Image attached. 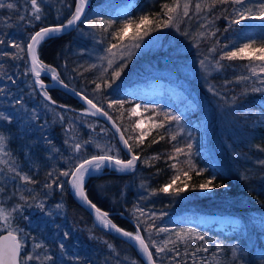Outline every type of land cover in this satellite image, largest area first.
Instances as JSON below:
<instances>
[{"label": "trees", "instance_id": "16d2710c", "mask_svg": "<svg viewBox=\"0 0 264 264\" xmlns=\"http://www.w3.org/2000/svg\"><path fill=\"white\" fill-rule=\"evenodd\" d=\"M3 2L15 3L17 7L0 9V39L5 40L0 51L14 53L17 50L9 46V41L26 46L30 35L41 27L66 22L75 10L76 0H42L40 21L32 19L31 6L26 0ZM212 2L191 0V7L196 3L202 5L199 21L194 14L181 17L177 20L178 34H171V26H153L139 41L141 49L136 48L132 54L136 43L130 39L133 30L129 29L122 42L113 39L112 33L126 21H135L142 15L165 19L161 15L162 5L171 4L172 0H89L83 22L70 32L46 39L38 47L40 59L55 67L65 84L108 112L126 139L139 136L141 131L150 133L143 145L137 146L129 140L141 157L133 171L104 168L102 173L88 178L85 190L89 199L102 212H107L118 227L135 233L139 225L155 264H264V163H261L264 161V91H252L264 89L261 83L264 73L257 69V75H253L246 59L220 60L223 51L233 47L245 43L257 48L264 45V20L245 19L231 24L237 18L233 9L239 6L231 3L211 6ZM259 2L248 0L247 6ZM121 7L124 9L120 12ZM88 20L97 21L96 27H88ZM213 32L215 35L210 34ZM153 40L159 44L142 49L141 46ZM111 44L118 46L110 53L107 49ZM193 47L198 48L197 52L190 50ZM213 47L217 50L210 53ZM201 56L210 61L212 72L208 79L213 97H220L228 108L223 114L214 109L215 115H221L223 126L221 149L215 156L208 148V138H204L198 127L205 117V106L201 101L194 103L191 97L196 92L199 100H204L201 92L196 88L188 89L189 93L180 89L175 86L176 78L148 75L158 67L178 71L180 64ZM108 60L113 61L111 67ZM217 60L223 65L219 71L214 67ZM122 64L127 66L113 82L112 73ZM259 64L256 61L254 66ZM0 65V88L4 89L0 93V112L11 114L10 122L0 120V134L7 137L5 151L11 153V157H2L9 164H0V207L11 211L21 206L12 213V227L18 230L16 234L25 245L21 258L39 257L27 264H146L136 247L95 226L90 213L72 193L67 183L70 177L59 176L79 161L103 154L102 149L112 148L110 154L128 159L113 131L100 117L85 112L88 108L84 104L59 89H48L57 102L55 105L45 101L41 90L38 87L34 90L32 75L24 74L25 60L0 56ZM238 77L248 79L238 80ZM154 78L158 80L148 82ZM96 84L101 85L100 89H96ZM192 84L193 81L188 86ZM198 89L203 91L201 86ZM114 100L124 103L109 108V102ZM136 105H140L139 115H129L128 110ZM166 113L180 116L179 123L167 119ZM141 118L147 120V125L134 128ZM161 123L164 127L154 126ZM69 128L71 132L66 131ZM173 134H177L175 140L171 139ZM84 141L90 143L74 153L70 145ZM189 143L192 144L190 155ZM97 144L101 147L97 148ZM176 147L184 149V154L169 159L176 155ZM157 156L159 159H151ZM144 160L149 163L145 164ZM189 160L194 165L189 171L191 179L183 176ZM10 166L28 174L36 183L25 184L19 177L13 179L15 173L8 171ZM178 173L180 180L173 187H184L187 180L188 187L183 192L158 191ZM213 176L214 185L219 187L211 186L210 190L197 187ZM57 178L64 182L62 190L56 184L51 189L45 187ZM21 195L27 199L22 200ZM200 214L211 219L200 223L196 221ZM2 223L0 234L8 232ZM149 225L153 227L146 231ZM160 228L167 231L157 232ZM178 233L183 239L177 238ZM199 236L204 240L198 239ZM153 241L157 246L171 242L158 254ZM37 243L42 247L35 248ZM45 256L52 259L45 260Z\"/></svg>", "mask_w": 264, "mask_h": 264}, {"label": "snow or ice", "instance_id": "6c2138e0", "mask_svg": "<svg viewBox=\"0 0 264 264\" xmlns=\"http://www.w3.org/2000/svg\"><path fill=\"white\" fill-rule=\"evenodd\" d=\"M27 3H30L31 6V17L32 19L36 21H40L42 19V0H26ZM89 0H76L75 2V10L70 14V17L66 19V22H62L59 24L41 27L38 31H35L34 34L30 35L29 42L26 46H22L20 43L9 41V46L12 48H15L16 52H8V51H0V56L4 57H10L13 60H25L26 62V68H25V75L31 74L33 79V88L35 90V87H39L41 90V95L43 96L44 100L49 102L50 104L55 105L57 102L52 98V96L49 94V91L45 85L44 80L41 78L43 75L51 74L52 81L59 83L63 85L65 88L68 87L67 84L64 83V81L60 78V74L57 72V69L51 65L45 64L38 55V47L42 44V42L45 41L46 38H50L52 34L54 33H61L68 29L69 27L75 26L78 23L83 22L82 17H84L85 8L88 6ZM216 3H231L232 5H238L239 8H234L233 11L235 13V16L237 18L232 19L231 24H239L241 20L245 19H259L264 20V0H260L258 5H254L253 7H248L247 3L248 0H213L212 5L214 6ZM191 6V0H184L183 3H181V0H172L171 4L165 3L162 5V9L164 10L162 12V16L165 17V19L161 20L159 17L157 18H150L149 15H142L137 18V20H128L119 28L112 33L113 39L117 40L118 42H122L126 36H128L129 29L133 30V33L130 37L131 40L136 41L134 43L133 47L139 48L140 43L139 41L143 39V36H146L153 30V26L156 28L159 27H169L174 24V22L177 19H180L181 17H187L189 15V10ZM15 3H4L3 0H0V9L7 8L9 10L16 9ZM202 10L201 3L195 4V11L199 13ZM255 12V15H252ZM21 20L24 19L23 16L20 17ZM101 24H104V21H100ZM108 26H111V22H107ZM97 25V21L95 20H88L87 26L91 28H95ZM202 27H204L202 25ZM106 30V29H105ZM179 30V29H178ZM187 34V33H185ZM211 35H215V33H210ZM200 35H204V33H200ZM5 40L0 39V45L4 44ZM118 44H111L110 47L107 49L108 52H112L113 48H116ZM227 47V46H225ZM216 48H210L209 52L214 53L216 52ZM25 54V55H22ZM27 57L28 59H26ZM207 57L205 58V60ZM248 60L249 61V71L253 75H257V69L259 73H264V45H261L260 47H254L252 43H245L239 47H233L230 51H223L222 55L220 56V60H228V61H234V60ZM205 60H201V66H205ZM220 60H217L215 62V69L219 71L223 65H221ZM259 61V65H255V62ZM113 61L108 60V65L111 67ZM126 64L120 65L117 70H115L112 73L113 76V82L115 79H118L121 76V73L123 72L124 68L126 67ZM2 67V65H0ZM11 79V77H9ZM238 80H244L248 79L247 77H238ZM15 83V81H13ZM107 86H111L110 83L105 82ZM261 83H264V80L261 81ZM101 85L96 84V89H100ZM4 89L0 88V93H3ZM75 92V90H73ZM209 91H213V88L210 86ZM252 91H264V89L261 88H253ZM77 96H79L82 100H84L87 105L89 106L88 109H85V112H91L92 115H96L97 113L102 114L103 116L107 117L109 120H112L113 118L108 114V112L104 111L101 107H98L91 99H89L87 96L81 94L80 92H75ZM17 103H21V101L17 100ZM123 101H110L108 104L109 108H112L114 105H123ZM61 107H65L64 105H61ZM139 109L140 105H136L129 109V115L136 116L139 115ZM123 116V113L121 114ZM167 119L174 120L177 123L180 121V116L174 115V114H165ZM61 120H63V116L60 117ZM151 119V118H149ZM0 120L4 121H11V114L5 115L3 112H0ZM143 125L142 120H138L134 124V128H141ZM155 127H164V124H157L154 125ZM115 127V124H114ZM116 130L118 133H120V140L123 143L124 147L127 149V152L130 154V158L128 159H121L119 155H113L110 154L113 149L107 148L102 149V153L100 155H93L90 158H85L82 161H79L74 167L69 168L68 170L61 171L59 173V176L63 177H70V179L67 181L71 185V187L75 190V194L91 209L94 210L96 214V218L99 221V223L104 228H110L114 230L117 233H120L124 237L128 238L129 240L135 242L139 249L147 256V259L149 261V264H155V261L153 260L152 253L149 252V244L146 243L145 239L140 235L139 232V225L137 226V231L135 233L125 231L124 229L118 227L116 224H114L109 219V214L107 212H102L99 207L95 203H93L88 195L86 194L84 182L86 175H91L92 173H98L102 172L105 167H110L114 171L118 172H126V171H133L136 167L137 162L141 159L140 155L136 154L133 150V145L129 143V140H133L137 146L143 145L144 140L146 136H148L150 133L141 131L139 136L133 137L129 136L127 139L124 137L123 132H121V129L119 127H116ZM182 130V129H181ZM66 131L71 132V128L67 129ZM177 137V134H173L171 136L172 140H175ZM71 139L74 141L75 137H71ZM160 139H164L163 136L160 137ZM158 140H153V143H158ZM7 143V137H5L3 134H0V164H9V160H5L2 157L8 156L11 157V153L5 151V146ZM66 144L69 143L68 140L65 141ZM90 143V141H84L83 143L80 142H74L70 145L74 153H79L85 144ZM97 148H100L101 146L99 144L96 145ZM192 148V144L189 143L187 145V149L189 150L188 155H190V150ZM175 156L169 157V159H176L178 155L184 154V149L180 147H176L174 149ZM151 159H159V157H152ZM144 163H149L148 160H144ZM261 163H264V161H261ZM172 168H176V164L171 165ZM194 169V165L191 164V161H188V170H185L183 172V176L187 179H191V176L189 175V171ZM8 171L15 173L13 179L16 177H19V179L24 182L25 184H35L36 181L29 176L28 174L24 173L22 174L20 171H17V168L15 166H10L8 168ZM197 174H200L199 172ZM52 173H49V176H51ZM215 177L204 181L203 183H200L197 185V187L201 190H210L211 186L219 187L220 185H214ZM180 180V174L174 175L170 182L166 184L165 186L161 187L158 191L165 194H179L180 192H183L187 185V180H185L184 187H176L173 186L176 185V182ZM63 183L60 182L57 178V180L52 181V183L45 184V187L48 189H51L53 187V184H56L57 187H60L61 190L63 189ZM2 191V189H0ZM22 200H26L27 198L21 195L20 197ZM41 208H43V204L39 205ZM20 205L15 206L11 211H8L4 207H0V222L2 223V226L8 230V234L6 236H0V264H27L28 261H32L33 259L39 260L38 256L34 255H25L21 258V252L24 248V241L22 238L18 237L17 229H13L12 227V213L15 211H18L20 209ZM57 208H60V205L56 206ZM141 214H143L141 210ZM153 226L149 225L148 228H146V231H150ZM167 229H157V232H165ZM67 235V233L65 234ZM178 239H183V237L180 236V234H177ZM198 239L204 240L203 236H199ZM171 241H166L164 246H157L155 242L153 241L152 244L154 247H156V252L163 253L166 250L167 243ZM35 248L39 249L42 247L41 244L37 243L34 245ZM60 247L63 249L64 245L61 244ZM109 248H112V245H108ZM219 249V246H217ZM168 251H173L174 249H167ZM204 251H207V249H203ZM235 254V250H234ZM45 260H51V256H45Z\"/></svg>", "mask_w": 264, "mask_h": 264}, {"label": "rangeland", "instance_id": "374dc122", "mask_svg": "<svg viewBox=\"0 0 264 264\" xmlns=\"http://www.w3.org/2000/svg\"><path fill=\"white\" fill-rule=\"evenodd\" d=\"M183 3V2H181ZM126 7V6H125ZM124 9V7L119 8L118 10L121 12ZM192 14H194L195 20L199 21V14H202V12L200 11L199 13H197L195 11V5H193L192 7L190 6V10H189V15L191 16ZM181 19V18H180ZM180 19H177L178 21ZM175 21L174 24L170 27V31L171 34H178L179 30L177 28V23L178 21ZM159 43L155 42V40L141 46L142 49L144 50L145 48H147L146 46H157ZM135 47L134 49H132L131 53L133 54V52L135 51ZM141 48L139 47V50ZM195 52H197L198 48L193 47L192 49ZM189 50V51H190ZM123 51V50H122ZM125 52V51H124ZM188 52V51H187ZM194 53V52H193ZM130 55V53H128L127 55L124 56V58L126 56ZM206 57L201 56V57H197L196 58H191L187 61V63L185 65L180 64L178 66V71H174V69H167V68H154L151 70V72L148 74L150 76H155V75H159V76H164L166 78H176V85L177 87H179L180 89L186 91V92H190L188 91V89H192V88H196L199 92H201L202 97H204V100H199L198 96L195 94H193L194 92L191 93V97L194 101V103H198L199 101H201L203 103V106H205V111H204V119L202 121L199 122V131L202 132L204 134V138L209 140V150L211 152V154H213L214 156L216 155L217 151L220 152L219 150L221 149V143L219 144V141H221L223 139V134H222V130H223V126L220 120V116L219 115H215L214 113V109H218L220 112L228 111V108L226 106V104L224 103L223 100H221V98H217V97H213L214 96V91H209V87L210 85V81L208 79L209 75L212 72V69H210V61L207 58L205 60ZM201 60H205V66L202 67L200 61ZM154 74V75H151ZM178 77V78H177ZM158 79H149V81H156ZM191 81H193L192 86H188L190 85ZM138 84V83H136ZM126 86H129L127 84H125ZM201 86L203 89V91H200L198 89V87ZM122 88V87H121ZM190 97V98H191ZM189 98V99H190ZM228 114V113H227ZM139 120L143 121V125L141 128H144L147 125V120L145 118H141ZM106 168H110V167H106ZM103 172V171H102ZM102 172H98L97 174H100ZM95 174V175H97ZM201 216H199L197 218L196 221L198 222H202V221H207L209 217L205 214H200Z\"/></svg>", "mask_w": 264, "mask_h": 264}, {"label": "water", "instance_id": "95a60500", "mask_svg": "<svg viewBox=\"0 0 264 264\" xmlns=\"http://www.w3.org/2000/svg\"><path fill=\"white\" fill-rule=\"evenodd\" d=\"M88 5H89V3H88ZM87 8H88V6L85 8V12L87 11ZM84 15H85V13H84ZM83 18V17H82ZM79 24V23H78ZM77 24V25H78ZM77 25H75V26H72V27H69L68 29H66L65 31H63V32H61V33H54V34H52L51 35V37H54V36H58V35H61V34H65V33H67V32H70L71 30H73L75 27H77ZM50 37V38H51ZM46 39H49V38H46ZM45 39V40H46ZM41 78H46L47 80H48V82L47 83H45V85H46V87H47V89H51V88H55V89H59V90H61L62 92H64L65 94H67V95H69V96H71V97H73V98H75V99H77L78 101H80L82 104H84L87 108H89V106L87 105V103L84 101V100H82L79 96H77L76 94H75V92H78L77 90H75L74 88H72L71 86H69L68 85V87L67 88H65L63 85H61V84H59V83H56V82H54V81H52V79H51V74L49 73L48 75H43L42 74V77ZM34 79V78H33ZM38 87V86H37ZM73 90H75V92L73 91ZM82 94V93H81ZM93 116H98V117H100L107 125H108V127L113 131V133L115 134V137H116V139L118 140V142H119V144H120V146H121V148L126 152V154L128 155V158H130V154L127 152V149L124 147V145H123V143L121 142V140H120V133H118L117 132V130H116V127H117V125L114 123V121L113 120H109L107 117H105V116H103L102 114H100V113H97L96 115H93ZM114 124H115V127H114ZM86 183H87V180H86V182L84 183V186L86 185ZM69 186H70V189H71V191H72V193L75 195V197L78 199V201L81 203V205L90 213V215H91V217H92V220H93V222H94V224H95V226L97 227V228H99L100 230H102V231H104V232H107V233H109V234H111V235H113V236H115V237H117V238H119V239H122V240H124V241H126V242H128V243H130L131 245H133L134 247H136L137 249H138V251L140 252V254L142 255V257H143V259H144V261H145V263L146 264H149V261H148V259H147V256L139 249V246L135 243V242H133V241H131V240H129L128 238H126V237H124L123 235H121L120 233H117V232H115L114 230H112V229H110V228H104L100 223H99V221L97 220V218H96V214H95V212H94V210L93 209H91L90 207H88L76 194H75V192L72 190V188H71V185L69 184ZM8 234V232H4V233H2V234H0V236H6ZM149 252H150V250H149Z\"/></svg>", "mask_w": 264, "mask_h": 264}, {"label": "bare ground", "instance_id": "6f19581e", "mask_svg": "<svg viewBox=\"0 0 264 264\" xmlns=\"http://www.w3.org/2000/svg\"><path fill=\"white\" fill-rule=\"evenodd\" d=\"M94 174H97V173H92L91 175H94ZM91 175H86V177H85V182H86V180L91 176ZM84 182V183H85ZM72 188V187H71ZM72 190L75 192V190L72 188Z\"/></svg>", "mask_w": 264, "mask_h": 264}]
</instances>
